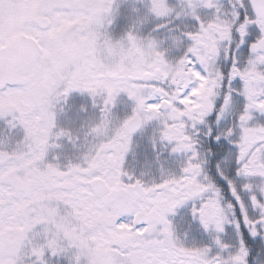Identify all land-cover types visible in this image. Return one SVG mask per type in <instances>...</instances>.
Here are the masks:
<instances>
[{
    "label": "snow or ice",
    "instance_id": "obj_1",
    "mask_svg": "<svg viewBox=\"0 0 264 264\" xmlns=\"http://www.w3.org/2000/svg\"><path fill=\"white\" fill-rule=\"evenodd\" d=\"M0 264H264V0H0Z\"/></svg>",
    "mask_w": 264,
    "mask_h": 264
}]
</instances>
